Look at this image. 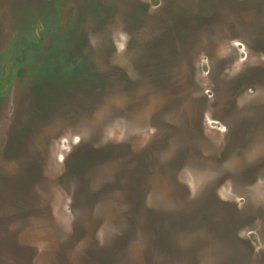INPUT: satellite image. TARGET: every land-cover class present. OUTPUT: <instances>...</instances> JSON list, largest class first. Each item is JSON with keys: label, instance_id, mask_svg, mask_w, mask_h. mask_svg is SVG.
Masks as SVG:
<instances>
[{"label": "rangeland", "instance_id": "1", "mask_svg": "<svg viewBox=\"0 0 264 264\" xmlns=\"http://www.w3.org/2000/svg\"><path fill=\"white\" fill-rule=\"evenodd\" d=\"M0 264H264V0H0Z\"/></svg>", "mask_w": 264, "mask_h": 264}]
</instances>
